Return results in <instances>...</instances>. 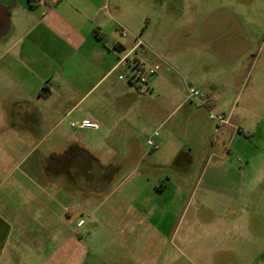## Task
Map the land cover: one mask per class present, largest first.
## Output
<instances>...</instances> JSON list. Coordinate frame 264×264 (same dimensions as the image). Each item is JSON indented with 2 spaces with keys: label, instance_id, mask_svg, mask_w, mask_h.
<instances>
[{
  "label": "crops",
  "instance_id": "0c3cea01",
  "mask_svg": "<svg viewBox=\"0 0 264 264\" xmlns=\"http://www.w3.org/2000/svg\"><path fill=\"white\" fill-rule=\"evenodd\" d=\"M152 2L148 10L142 0H48L44 5H35L33 0H0V178L11 180L9 196L32 194L35 177L49 181L51 176H65L75 185L84 177L87 183L98 181L104 187L120 167L133 166L145 183L140 194L161 200L173 193L174 206L175 199L187 194L192 166L201 159L199 151L207 165L205 172L217 167L221 181L232 180L230 154L241 133V122L234 116L241 92L221 95L226 84L206 73L200 86L209 100L190 105L192 118L215 110L229 117L220 129L225 148L219 155L215 153L218 143L208 133L198 149L193 144L180 147L171 131L161 134L165 121L189 104L188 98L178 104L176 96L163 95L164 82L176 84L173 73L169 75L166 69L146 89L119 79L124 68L118 63L137 39L145 45L142 53L148 62L158 59L156 53L166 36L154 37L155 29L150 30V11L161 9ZM221 5L227 6L224 1ZM192 7L197 12L200 4ZM205 14L204 23L210 17ZM226 20L227 33L233 38L237 33L234 14L227 18L222 13L218 26ZM155 24V28L161 25L160 17ZM121 28L129 35H120ZM191 86L183 87L184 92ZM44 88L46 96L41 94ZM84 120L99 128H82ZM85 132L101 136L93 141L83 136ZM52 133L56 134L53 139ZM145 135L148 142L139 138ZM103 147L104 154L100 153ZM35 151L39 155L33 160ZM214 159L219 160L217 165ZM260 171L249 191L243 189L241 175L234 186L224 188L225 193L234 191L238 200L248 191L254 197L248 207L223 211L216 223L208 222L210 209H201L205 228L218 230L219 247L216 256L203 254L202 264H264V171ZM168 209H162L163 219ZM197 213L192 212L189 228L199 225Z\"/></svg>",
  "mask_w": 264,
  "mask_h": 264
},
{
  "label": "rangeland",
  "instance_id": "374dc122",
  "mask_svg": "<svg viewBox=\"0 0 264 264\" xmlns=\"http://www.w3.org/2000/svg\"><path fill=\"white\" fill-rule=\"evenodd\" d=\"M152 1L161 9L150 11V30L155 29L154 37L160 34L166 40L156 53L159 60L151 64L167 61L174 68L169 75L173 73L176 84L164 82L163 95L176 96L178 104L188 98L189 103L171 118H163L161 134L171 131L180 147L193 144L198 149L208 133L211 141L218 143L215 153L221 155L225 148L221 130L210 111L192 118L190 105L198 102L190 99L183 87L192 84L203 92L200 83L207 73L226 84L221 95L241 92L234 115L241 122V133L230 154L234 177L224 183L217 167L205 172L207 165L198 150L201 159L192 166L187 194L175 199L174 206L173 193L161 200L140 194L145 183L133 166L120 167L104 187L98 181L87 183L84 177L76 185L65 176H51L49 181L35 177L32 194L22 196H9L12 182L1 177L0 264H202L200 257L218 255L219 247L218 230L205 228L201 209H210L208 222L216 223L223 211L252 203L254 197L248 191L254 188L253 177L260 169L264 171V0H142L148 10ZM196 3L200 4L197 12L192 7ZM202 13L210 15L205 23ZM222 13L227 18L230 13L235 16L237 33L233 38L227 33L228 19L225 24L219 21L218 26ZM158 17L161 25L155 28ZM142 57L146 59L143 53ZM165 71L164 66L158 74ZM244 131L253 134L249 137ZM55 136L52 133L51 139ZM83 136L97 141L101 135L85 132ZM139 138L148 142V135ZM225 142H230L229 136ZM104 152L103 147L100 153ZM38 155L35 151L33 160ZM218 161L213 162L217 165ZM240 175L243 189L248 191L238 200L234 191L225 193L224 188H230ZM165 208L169 211L163 219ZM197 210L199 225L189 228L190 216Z\"/></svg>",
  "mask_w": 264,
  "mask_h": 264
},
{
  "label": "built area",
  "instance_id": "2783aa9c",
  "mask_svg": "<svg viewBox=\"0 0 264 264\" xmlns=\"http://www.w3.org/2000/svg\"><path fill=\"white\" fill-rule=\"evenodd\" d=\"M33 3L35 5H44L48 3V0H33ZM118 32L122 36L129 35V32L124 28L119 29ZM144 48L145 45L143 41L137 39L135 47L125 54L118 63V66L124 68L119 76V79L127 81L129 84L141 89H146L148 87L150 80L158 75V73L162 70V67L165 66L167 70L171 69V67L164 62V65L151 64L144 59L142 57ZM188 93L190 99L196 100L199 103H206L209 100V94L201 92L192 86L188 88ZM210 117L216 123L217 130H220L223 126L229 123V117H226L223 114H216L210 111ZM72 126L76 127L77 124L73 123ZM80 126L82 128L93 130L99 128L98 124L89 120L82 121Z\"/></svg>",
  "mask_w": 264,
  "mask_h": 264
},
{
  "label": "trees",
  "instance_id": "16d2710c",
  "mask_svg": "<svg viewBox=\"0 0 264 264\" xmlns=\"http://www.w3.org/2000/svg\"><path fill=\"white\" fill-rule=\"evenodd\" d=\"M44 91H47V88H44L43 91L41 92V94H42L43 96H46L47 94H46Z\"/></svg>",
  "mask_w": 264,
  "mask_h": 264
}]
</instances>
